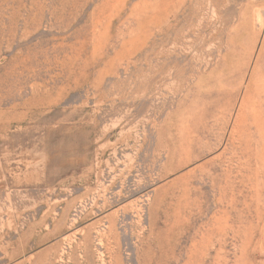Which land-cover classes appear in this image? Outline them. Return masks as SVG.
<instances>
[{"label": "rangeland", "instance_id": "374dc122", "mask_svg": "<svg viewBox=\"0 0 264 264\" xmlns=\"http://www.w3.org/2000/svg\"><path fill=\"white\" fill-rule=\"evenodd\" d=\"M0 264H264V0H0Z\"/></svg>", "mask_w": 264, "mask_h": 264}]
</instances>
